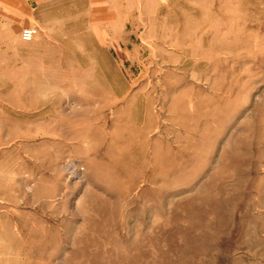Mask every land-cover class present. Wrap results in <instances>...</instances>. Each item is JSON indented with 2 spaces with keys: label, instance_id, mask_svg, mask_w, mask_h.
<instances>
[{
  "label": "rangeland",
  "instance_id": "1",
  "mask_svg": "<svg viewBox=\"0 0 264 264\" xmlns=\"http://www.w3.org/2000/svg\"><path fill=\"white\" fill-rule=\"evenodd\" d=\"M116 3L0 47V264H264V0Z\"/></svg>",
  "mask_w": 264,
  "mask_h": 264
},
{
  "label": "crops",
  "instance_id": "2",
  "mask_svg": "<svg viewBox=\"0 0 264 264\" xmlns=\"http://www.w3.org/2000/svg\"><path fill=\"white\" fill-rule=\"evenodd\" d=\"M71 9L75 11L70 13ZM58 10L62 11L61 19L66 22L53 23ZM123 11L116 0H0V47L9 42L24 43L22 32L28 28L37 29L38 42H45L51 40L48 36L52 26L67 29L74 23L80 34H91L94 42H115L121 40L116 33L122 25L120 18L124 16ZM73 13H76L78 21L71 24L67 20ZM65 29L61 31L65 32ZM94 52L90 50L83 56L93 57ZM20 54V50L16 52V56Z\"/></svg>",
  "mask_w": 264,
  "mask_h": 264
},
{
  "label": "built area",
  "instance_id": "3",
  "mask_svg": "<svg viewBox=\"0 0 264 264\" xmlns=\"http://www.w3.org/2000/svg\"><path fill=\"white\" fill-rule=\"evenodd\" d=\"M37 34L38 33L36 29H25L22 32V40L26 43H30L35 39Z\"/></svg>",
  "mask_w": 264,
  "mask_h": 264
}]
</instances>
